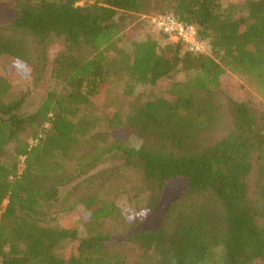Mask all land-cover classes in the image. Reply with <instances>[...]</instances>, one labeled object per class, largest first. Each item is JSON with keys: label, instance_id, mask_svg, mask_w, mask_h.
<instances>
[{"label": "trees", "instance_id": "obj_1", "mask_svg": "<svg viewBox=\"0 0 264 264\" xmlns=\"http://www.w3.org/2000/svg\"><path fill=\"white\" fill-rule=\"evenodd\" d=\"M80 1L4 0L15 16L0 25V59L38 82L50 47L62 49L59 88L32 112L0 76V264H264V0ZM159 14L196 25L207 52L158 30L164 45L137 41L129 19ZM226 72L247 85L241 98L222 88ZM123 76L153 89L99 130L88 107H104ZM174 179L185 185L160 223L135 231ZM119 184L132 218L105 197ZM78 206L89 211L84 235L56 222Z\"/></svg>", "mask_w": 264, "mask_h": 264}, {"label": "rangeland", "instance_id": "obj_2", "mask_svg": "<svg viewBox=\"0 0 264 264\" xmlns=\"http://www.w3.org/2000/svg\"><path fill=\"white\" fill-rule=\"evenodd\" d=\"M228 0L225 1V3ZM85 1L81 0L79 4H84ZM15 13L5 6L4 0H0V25L6 24L13 19ZM130 33L135 36L137 41L144 40L146 38H153L158 40L160 45H164L167 41L149 22H143L138 18L129 19ZM62 49L60 44H53L49 49V63L44 77L42 80L36 82L30 76L29 71L24 70L21 67L13 66L12 61L9 58L4 57L0 59V76L8 77L14 84V93L16 95L25 94L26 102L21 109V112L27 114L34 111L43 102L46 94L50 90H58L59 85L52 77L53 61L56 54ZM164 85V83L162 84ZM222 88L234 98H241L247 91H249L244 80L231 72H226L221 77ZM153 88L149 85L135 84L127 76L120 77L110 83L109 87L105 91L106 100L105 103L100 105L99 101H94L89 107L88 111H94L101 117L99 130L107 129L104 119L107 116H111L114 111H117L121 116L125 115V111L128 109L131 103H138L139 100L145 99ZM256 102L264 107V99L255 95ZM102 106V107H101ZM131 146L138 147L139 141L136 137H131ZM118 162L109 161L101 167H108ZM100 167V168H101ZM184 182L181 179H174L166 183L162 200L158 208L151 213L143 226H139L135 231H139L145 228H154L157 226L169 204L180 194L184 187ZM67 190H62L61 196L66 195ZM113 196L117 205L129 216L133 217L132 208L129 202L130 189L124 184L114 185L107 189L106 196ZM89 211L83 207L78 206L71 210H62L56 214V222L63 228L78 229L81 235L85 234L84 221L87 219ZM145 212L139 213L140 217H143ZM110 225H112L110 223ZM121 227L116 226L115 231L121 235ZM70 241L65 240L59 248V254L63 257H67L69 254Z\"/></svg>", "mask_w": 264, "mask_h": 264}, {"label": "built area", "instance_id": "obj_3", "mask_svg": "<svg viewBox=\"0 0 264 264\" xmlns=\"http://www.w3.org/2000/svg\"><path fill=\"white\" fill-rule=\"evenodd\" d=\"M149 22L156 30L168 36L171 41L181 42L186 49L202 53L207 52L206 43L198 38L196 25L183 23L171 14L151 16ZM31 144H34V142ZM23 163L24 158L22 157L21 169Z\"/></svg>", "mask_w": 264, "mask_h": 264}]
</instances>
